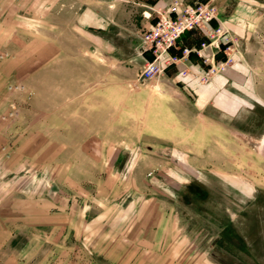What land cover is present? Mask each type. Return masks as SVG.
<instances>
[{"label":"rangeland","instance_id":"1","mask_svg":"<svg viewBox=\"0 0 264 264\" xmlns=\"http://www.w3.org/2000/svg\"><path fill=\"white\" fill-rule=\"evenodd\" d=\"M196 1L230 79H143L155 10ZM0 264H264V0H0Z\"/></svg>","mask_w":264,"mask_h":264},{"label":"built area","instance_id":"2","mask_svg":"<svg viewBox=\"0 0 264 264\" xmlns=\"http://www.w3.org/2000/svg\"><path fill=\"white\" fill-rule=\"evenodd\" d=\"M154 23L144 31L142 42L144 50L152 59H146L141 76L150 79L164 69L163 59L167 64L189 63L192 54L202 59L206 68L202 78L207 81L225 71L234 63L238 51L237 41L221 23L213 26L217 20V8L210 1L193 4L172 3L165 8H158ZM197 31L206 38L198 46L182 49L181 54L173 53L183 34Z\"/></svg>","mask_w":264,"mask_h":264},{"label":"crops","instance_id":"3","mask_svg":"<svg viewBox=\"0 0 264 264\" xmlns=\"http://www.w3.org/2000/svg\"><path fill=\"white\" fill-rule=\"evenodd\" d=\"M148 15V14H147ZM212 24L213 25H215L216 26V23L213 21L212 22ZM186 34V33H185ZM188 64V65H187ZM184 65L185 66H190L189 65V63H184ZM234 68L231 66V67H229L224 73H223V75H221V76H219L216 80H226V79H230L229 78V75H230V72L233 70ZM189 78L190 77H187V78H185V80H187V81H189ZM231 79H233V78H231ZM193 83V82H192Z\"/></svg>","mask_w":264,"mask_h":264},{"label":"trees","instance_id":"4","mask_svg":"<svg viewBox=\"0 0 264 264\" xmlns=\"http://www.w3.org/2000/svg\"><path fill=\"white\" fill-rule=\"evenodd\" d=\"M198 44H200V42H197ZM185 46L183 45V46H180L177 50H175V49H173L172 50V52L173 53H176V54H181V52H182V49L184 48ZM146 53H148L147 51H146ZM149 54V53H148ZM193 55V54H192ZM191 55V56H192ZM150 59H152V56L150 55Z\"/></svg>","mask_w":264,"mask_h":264}]
</instances>
